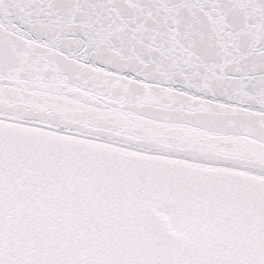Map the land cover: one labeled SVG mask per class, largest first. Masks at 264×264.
<instances>
[{
  "label": "snow or ice",
  "instance_id": "1",
  "mask_svg": "<svg viewBox=\"0 0 264 264\" xmlns=\"http://www.w3.org/2000/svg\"><path fill=\"white\" fill-rule=\"evenodd\" d=\"M0 264H264V0H0Z\"/></svg>",
  "mask_w": 264,
  "mask_h": 264
}]
</instances>
